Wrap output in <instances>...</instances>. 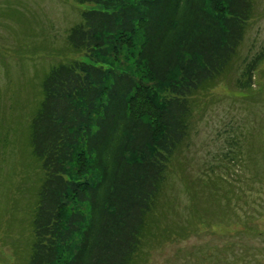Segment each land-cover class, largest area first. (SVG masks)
I'll use <instances>...</instances> for the list:
<instances>
[{
    "label": "trees",
    "instance_id": "1",
    "mask_svg": "<svg viewBox=\"0 0 264 264\" xmlns=\"http://www.w3.org/2000/svg\"><path fill=\"white\" fill-rule=\"evenodd\" d=\"M74 1L102 9L69 30L67 49L79 56L44 76L24 150L37 172L20 208L29 237L18 248L25 264H148L207 220L193 214L205 190L185 173L192 120L233 72L236 89H253L264 47L241 65L240 50L264 13L258 0ZM173 176L190 198L185 222Z\"/></svg>",
    "mask_w": 264,
    "mask_h": 264
},
{
    "label": "rangeland",
    "instance_id": "2",
    "mask_svg": "<svg viewBox=\"0 0 264 264\" xmlns=\"http://www.w3.org/2000/svg\"><path fill=\"white\" fill-rule=\"evenodd\" d=\"M257 5L264 13V0ZM91 9L102 6L0 0V264H25L27 253L18 247L26 248L29 214L20 208L37 178L25 148L31 114L42 100L45 74L59 61L79 56L67 49V35ZM263 47L264 14L248 26L239 65ZM238 74L233 72L230 82ZM230 82L202 98L185 153L186 176L205 190L197 189L200 203L193 214L203 213L207 220L155 249L148 264H264V62L250 91ZM169 185L175 217L185 222L190 198L184 181L173 176Z\"/></svg>",
    "mask_w": 264,
    "mask_h": 264
}]
</instances>
